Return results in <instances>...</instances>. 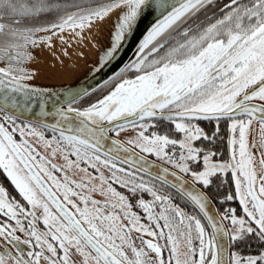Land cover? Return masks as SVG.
Returning a JSON list of instances; mask_svg holds the SVG:
<instances>
[{"label": "snow or ice", "instance_id": "1", "mask_svg": "<svg viewBox=\"0 0 264 264\" xmlns=\"http://www.w3.org/2000/svg\"><path fill=\"white\" fill-rule=\"evenodd\" d=\"M145 9L157 19L135 59L87 107L74 106L87 90L53 99L22 83L27 74H14L23 69L12 62L38 43L36 33L83 28L115 10L113 42L102 60L111 58ZM0 58L10 62L0 67V169L23 201L0 186V264H264V151L257 157L248 142L256 122L264 149V0H226L222 7L216 0H108L94 8L0 0ZM48 116L56 122L46 123ZM224 120L231 152L220 160L212 145ZM154 121H167L177 138L146 134ZM200 121L214 128L205 130ZM129 127L135 136L111 139ZM152 155L159 163L147 158ZM57 156L63 164L54 162ZM229 173L235 191L221 203L238 199L242 214L228 208L214 216L211 198ZM175 197L198 209L213 231ZM253 243L255 254L239 251Z\"/></svg>", "mask_w": 264, "mask_h": 264}, {"label": "water", "instance_id": "2", "mask_svg": "<svg viewBox=\"0 0 264 264\" xmlns=\"http://www.w3.org/2000/svg\"><path fill=\"white\" fill-rule=\"evenodd\" d=\"M156 19L157 13L145 9L144 14L138 18L133 32L131 34H126L125 39L121 42L116 53H114L111 58L105 60H102V57L105 56L113 42V34L117 22V14L115 10L108 13L103 18H94L90 23H86L83 28L66 27L63 31L56 30L55 35L50 32L36 33L34 38L38 43L36 45H27L21 50L26 54L25 58L20 62H12L14 67L23 69V72L14 74H27V76L31 78L23 80L22 83H26L29 88L47 90L44 95H49L53 99L56 97L63 99L69 89L78 91L87 90V96H89L96 89L106 84V81L109 82L116 77L117 73L120 72L124 65L135 59L140 40L143 39V36L146 35L148 29ZM42 36H50L51 38L41 39ZM52 37L57 38L53 39ZM47 43L48 45L51 43L52 47H48ZM61 44L62 46L59 47ZM46 45L48 51L46 50ZM44 53L47 55L45 56ZM47 56L55 61L53 66L42 61ZM9 63L10 62L7 59L0 58V67L6 68ZM38 64H46L48 68L57 70L60 73V79L56 81L53 79L51 81L46 80V70L39 67ZM107 94L108 92L104 95ZM87 96H83L74 106L81 108L87 107L81 106L82 104L80 103V101ZM103 96L100 98H103ZM52 107L50 101L47 110L51 111ZM39 111V108L34 106V112ZM24 116L25 118H31L32 113H25ZM44 119L46 123L52 124L56 122L57 118L48 116ZM254 124L256 125V122H254ZM255 131L256 126L253 132L252 143L255 141ZM110 135L111 139L126 142L115 133ZM105 145L106 147H111V140L106 141ZM228 149L230 155L229 145ZM137 151L139 150L137 149ZM147 158L154 163H159V161L152 156H147ZM197 211L199 212L198 209ZM219 213L220 211L216 202L211 198L210 214L218 216ZM200 215L206 222L211 233L213 230L207 221V218L203 217L202 213H200ZM224 223L227 225L226 221H224Z\"/></svg>", "mask_w": 264, "mask_h": 264}, {"label": "trees", "instance_id": "3", "mask_svg": "<svg viewBox=\"0 0 264 264\" xmlns=\"http://www.w3.org/2000/svg\"><path fill=\"white\" fill-rule=\"evenodd\" d=\"M68 2L74 3V4H79L83 7H93L94 8V7L103 6L105 3L108 2V0H68ZM225 2H226V0H216V4L220 7H222L223 3H225ZM70 10L74 11L75 8H72ZM208 15L211 16L212 12H209ZM216 15H217V17H219V12H217ZM51 19H52L51 17L47 18V20H51ZM200 19H203V15H201ZM47 20L42 21L41 23L46 24ZM27 26L31 27L33 25L29 24ZM112 84H113V81L111 82V84L107 83V84L102 85L101 87L96 89L94 92H92L89 96H87L86 98L81 100L80 103L82 104V106H88L89 104L96 102L97 99H99L105 93L109 92L112 89L111 88ZM199 123H200L201 127L205 128V130H210V129L214 128V122L209 123L208 121H200ZM229 123L230 122L227 120L221 121L219 137L217 138L216 143L214 145H212L213 151H216V152L222 154V155L217 157V159H220V160H227L230 158L229 151H228V143H227L228 136H229V131H228ZM156 125H157V127L150 128L148 130V134L152 131H157L160 134L168 133V134H170L171 138H177V135L174 133L173 126L169 125L167 121H156ZM204 143H206V142H204ZM204 143H197L196 146L203 147ZM56 160L58 162H55V160H54V162L57 164H63L64 163L63 159L60 156H57ZM105 173L107 174L106 170H105ZM221 179L225 180L226 183L224 184L223 187H221L219 189V193L213 197L214 201L216 202V204L218 206V209L222 213L225 209L235 208V209H237L238 214H242L241 206L239 205L238 199H233L231 201H226L224 203H221V200L223 199L224 194H226L228 192L234 193V191H235V185H234V182L232 180L230 173L227 174L226 176H222ZM139 195H142L145 200H151L152 199L151 195L148 193H142ZM133 203H135L134 200H133ZM174 203L178 204L185 211L186 214L195 215V216H197V218L201 219V223L204 225L206 232L210 233V230H209L206 222L204 221V219L202 218L200 213L197 211V209L194 208V206L190 202H188L186 200H182L179 197H175ZM154 211L158 212V211H160V209L156 208V209H154ZM146 222H147V220H146ZM161 223H163V221H161ZM165 231H167V229H165ZM162 243H163V241H162ZM247 251L250 252L249 250H247Z\"/></svg>", "mask_w": 264, "mask_h": 264}, {"label": "flooded vegetation", "instance_id": "4", "mask_svg": "<svg viewBox=\"0 0 264 264\" xmlns=\"http://www.w3.org/2000/svg\"><path fill=\"white\" fill-rule=\"evenodd\" d=\"M4 59H6V58H4ZM115 78L116 77H114L112 80H110L108 82V83L111 84V82L113 81V84H112L111 88L113 87L114 83L117 82ZM125 78H131V74H128ZM17 123L19 124L20 121L18 120ZM45 135H48V136L50 135L51 136L52 133H50L49 131H45ZM17 139L18 140L20 139V137L18 135H17ZM30 142H33V140L31 138H30ZM37 150L41 151L42 154H43V151L44 150L39 149V147H38ZM54 160H55V162H58L56 160V158ZM0 186L5 187L6 191L9 192L10 196L16 197L17 199H20L22 201V197L19 196L18 191L15 189L14 185L11 184L10 180L7 178L6 174L3 173V170L2 169H0ZM114 187H116L118 191H124L125 194H128L127 191L124 190V189H121L120 186L114 185ZM94 198L101 199V197L99 196V193L94 194ZM133 210L134 211H137L139 214H141L142 216H144L145 219L142 222H146V214L143 213V210L142 209H140V208H134ZM0 218H2V217H0ZM226 223L228 224L227 221H226ZM17 235H20L22 239L24 238V234L23 233H19L18 232ZM145 238H148V237H145ZM3 243L4 242L2 240H0V246H2ZM136 243L139 244V240H137ZM161 243H162V241H161ZM0 250H2V247H0ZM247 250H249L250 252H248ZM239 251H241V253L244 254V255H247V254H255L256 251H257V245L254 244V243L251 245V247H248L246 245H240Z\"/></svg>", "mask_w": 264, "mask_h": 264}, {"label": "rangeland", "instance_id": "5", "mask_svg": "<svg viewBox=\"0 0 264 264\" xmlns=\"http://www.w3.org/2000/svg\"><path fill=\"white\" fill-rule=\"evenodd\" d=\"M53 39H56L57 37H52ZM47 45H48V43H47ZM47 45H46V50L48 51V47H50L51 48V44L50 45H48V47H47ZM62 46V44L61 45H59V47H61ZM44 47V46H43ZM54 48H56V47H54ZM46 53H48V52H46ZM46 53H44V55L46 56L47 54ZM42 61H44V62H46V64H49V65H51V66H53V64L55 63V61H53L52 60V58H49V56H47V57H45L44 58V60H42ZM46 64H40V67H42L43 69H45L46 71H45V74L47 73V72H52V71H56V70H54L53 68L51 69V68H48V66L46 65ZM50 67V66H49ZM153 123H156V121H154ZM255 126H256V131H255V141H254V143H252V137H253V132H254V130H255ZM42 130V129H41ZM43 131V130H42ZM146 134H148V133H146ZM136 135V130H134V129H132V128H126L122 133H120V135H118V136H120L122 139H124L125 141H127L128 139H130L131 137H133V136H135ZM46 136V138H48V139H51V137H52V135L50 136H48V135H45ZM33 141L35 140V138L33 137V138H31ZM261 140H262V137H261V134H260V132H259V125L256 123V125L253 123V125H252V130H250V132H249V134H248V142H249V145H250V147H251V150H252V152L257 156V157H259V155H260V152L261 151H264V149H261V147H260V143H261ZM39 149H41V150H44L43 149V146L42 145H40L39 146ZM49 151H50V149H49ZM152 156H154V155H152ZM155 157V156H154Z\"/></svg>", "mask_w": 264, "mask_h": 264}, {"label": "bare ground", "instance_id": "6", "mask_svg": "<svg viewBox=\"0 0 264 264\" xmlns=\"http://www.w3.org/2000/svg\"><path fill=\"white\" fill-rule=\"evenodd\" d=\"M38 66L40 67V64H38ZM45 79L48 80V81H51L52 79L54 81L59 80L60 79V73L57 70L56 71H52V72H47Z\"/></svg>", "mask_w": 264, "mask_h": 264}]
</instances>
